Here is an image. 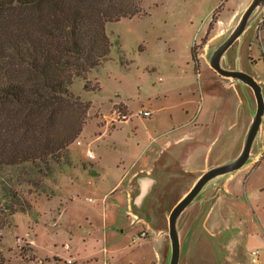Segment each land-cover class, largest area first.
<instances>
[{
    "label": "rangeland",
    "instance_id": "1",
    "mask_svg": "<svg viewBox=\"0 0 264 264\" xmlns=\"http://www.w3.org/2000/svg\"><path fill=\"white\" fill-rule=\"evenodd\" d=\"M252 1L142 0L140 14L106 24L113 44L109 59L69 88L88 106L66 160L40 172L15 167L3 178L25 201L26 212L13 211L22 206L18 199L10 200L11 213L0 208V264L171 263V212L202 175L239 157L257 111L251 87L210 65ZM221 65L252 75L264 97V5ZM141 109L152 116L135 115ZM119 114L133 116L121 121ZM67 115L78 122L76 110ZM192 117L204 130L206 117L210 128L216 124L191 156L189 163L198 168L184 164L188 143L144 167L148 137L167 131L163 136L172 141ZM136 160L138 171L149 168L163 184L142 209L119 201L126 216L113 220L104 192ZM176 229L179 264H250L251 237L264 240V116L246 164L210 180L179 216Z\"/></svg>",
    "mask_w": 264,
    "mask_h": 264
},
{
    "label": "trees",
    "instance_id": "2",
    "mask_svg": "<svg viewBox=\"0 0 264 264\" xmlns=\"http://www.w3.org/2000/svg\"><path fill=\"white\" fill-rule=\"evenodd\" d=\"M141 2L0 0V208L8 214L10 200L22 204L14 212H26L25 201L3 178L15 167L48 170L66 160L88 106L69 88L109 59L106 24L140 14Z\"/></svg>",
    "mask_w": 264,
    "mask_h": 264
},
{
    "label": "crops",
    "instance_id": "3",
    "mask_svg": "<svg viewBox=\"0 0 264 264\" xmlns=\"http://www.w3.org/2000/svg\"><path fill=\"white\" fill-rule=\"evenodd\" d=\"M229 101H230V98L223 99L222 100V107L225 105L224 108H226ZM204 106H205V103H204L203 107ZM202 110H201V112H202ZM228 110H229V108L227 109V111ZM217 111H216V113H217ZM213 112H215V110H213ZM193 119H194V117L186 120V122H184L182 124V126H184V128H185L184 129L185 131L177 134L173 138L172 141L170 140L171 138H164L163 135H164V133H167V131L160 133V135H158V136L150 135L148 137V139H150V141L148 142V144H146V153L148 152V154H146V155H148V157H147L148 162L144 167L149 166L151 163L156 164L157 162H160L158 160H160L166 153H169L168 150H170V148H172L173 146L177 147V146H180L182 144L188 143V145H190L189 146L190 152H188L189 155L185 156L184 164H185L187 169H189V168L197 169L198 168L197 166L193 167V165L190 164L191 163L190 161L192 160L191 156H193V157L195 156V154L197 153V148L199 146H201L202 141H204L203 140V138H204L203 134L206 133V131H208L209 129H211L212 125L214 126L216 124H215V121L211 122L212 125L210 128V126H208V123L210 121L206 117L204 120H202V123H201L203 126L204 125L207 126V129L204 130V129L200 128L198 125L195 127L196 123ZM216 123H219V122H216ZM219 128L220 127L217 124V134H218ZM159 136H163V137H159ZM161 139H162V141L158 143V141H160ZM215 139L217 140L218 136L215 137ZM191 141H193V143ZM217 141L219 142V139ZM149 150H150V152H149ZM153 155H155V156H153ZM169 156H170V159H173V160L175 159L173 157V155H169ZM205 162H207V160ZM138 164H139V162L137 160L133 161L132 164L123 173H121L120 176L116 180L114 179L113 185L110 187V189H108L106 192H104V195L105 194L108 195L109 199L111 200L110 209H112V212H113V215H112L113 220H117L118 217L120 218V217L126 216V208L127 207L120 204L119 201L125 202V204L130 202L131 203L130 206H132V208L139 210L140 206H142V204L146 201L149 194L152 191L157 192L156 190H157L158 185L163 184V181H161V178L158 181L157 176L152 174L149 171V168L147 171H144V170L142 171V169H141V172L138 171L139 170L137 168ZM140 209H142V207ZM249 245H250L251 249H252V247H253V249H261L262 248L261 246L264 245V240L256 237V235H255V236L251 237V239L249 241ZM255 246H258V247L254 248ZM261 259L264 263V253H262V251H261Z\"/></svg>",
    "mask_w": 264,
    "mask_h": 264
},
{
    "label": "water",
    "instance_id": "4",
    "mask_svg": "<svg viewBox=\"0 0 264 264\" xmlns=\"http://www.w3.org/2000/svg\"><path fill=\"white\" fill-rule=\"evenodd\" d=\"M264 5V0H253L249 7L244 12L239 24L231 33L230 37L214 52L211 57L210 65L214 71L219 75L227 78H234L241 80L247 84L254 92L256 102H257V111L251 127L248 131L247 138L245 141L244 148L239 155V157L230 164L218 166L207 171L202 175L199 180L196 182L194 187L184 196L182 200L174 207L173 211L169 216V234L172 243V258L170 264H179L180 259V239L176 229V224L179 216L182 212L194 201L196 196L200 193L203 187L213 178L224 175L233 171H236L242 168L251 155V149L253 142L260 130L262 118L264 116V97L262 93V87L257 82V80L250 74L237 71V70H227L224 69L221 65V59L225 52L238 40V38L244 33L247 28V25L251 19L252 14L257 8Z\"/></svg>",
    "mask_w": 264,
    "mask_h": 264
},
{
    "label": "built area",
    "instance_id": "5",
    "mask_svg": "<svg viewBox=\"0 0 264 264\" xmlns=\"http://www.w3.org/2000/svg\"><path fill=\"white\" fill-rule=\"evenodd\" d=\"M152 112L149 110H139L135 115L148 118L152 116ZM133 114H119L118 119L121 121H127L132 118ZM87 155L90 158H94L95 154L92 151H88ZM250 264H264L261 259V251L259 249H253L250 252Z\"/></svg>",
    "mask_w": 264,
    "mask_h": 264
}]
</instances>
